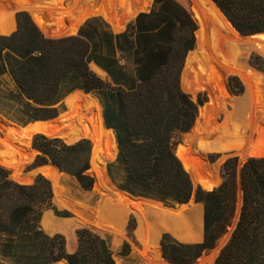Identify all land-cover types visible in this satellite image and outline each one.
I'll return each mask as SVG.
<instances>
[{"label":"trees","instance_id":"16d2710c","mask_svg":"<svg viewBox=\"0 0 264 264\" xmlns=\"http://www.w3.org/2000/svg\"><path fill=\"white\" fill-rule=\"evenodd\" d=\"M201 1L226 35L243 39L239 33L244 37L264 33V0H212L239 33L210 0ZM16 20L14 33L0 32V115L21 126L50 121L65 111L68 95L96 93L105 126L116 137L118 156L109 164L108 173L118 188L170 208L192 200L204 207L202 241L201 237L195 243L179 242L170 234L162 237L167 263L195 264L213 250L237 216L242 191L237 226L215 264H264V156L248 159L241 171L237 158L228 159L221 170L222 184L205 191L195 186L176 154V137L193 129L203 104L201 99L194 102L181 85L186 57L197 38L189 0H154L151 10L140 14L122 33H114L103 19L93 17L77 35L48 38L27 12H19ZM252 40L219 37L217 41L227 57H234L245 73L253 74L246 59L251 47L264 44ZM195 50L186 69L193 63ZM92 63L107 74L108 81L91 69ZM251 64L264 72L260 56H252ZM237 76L246 92L241 97L231 93L237 108L235 127L253 122L244 118L255 102L247 78ZM230 86L237 95L243 91L237 78L230 80ZM32 148L38 154L31 167L53 164L76 178L85 191L93 189L90 140L68 144L60 137L37 134ZM53 192L44 176L24 185L0 165V264H116L108 240L93 230L77 231L78 248L73 253L68 252L63 235L51 236L62 231L76 240L72 231L84 225L74 220L57 221L47 214L43 225L51 235L45 233L41 221L46 211L70 217L55 208ZM55 202L65 209L56 195ZM128 229L135 230L133 219Z\"/></svg>","mask_w":264,"mask_h":264},{"label":"bare ground","instance_id":"6f19581e","mask_svg":"<svg viewBox=\"0 0 264 264\" xmlns=\"http://www.w3.org/2000/svg\"><path fill=\"white\" fill-rule=\"evenodd\" d=\"M130 2H135L139 10L134 12ZM192 3L194 9L199 8L203 14V19L198 22L200 29L196 33L197 51L198 53H207L209 60L215 61L216 58L211 46L210 34L212 33L214 36L220 31L224 35L226 34L217 27L214 19L199 0H192ZM209 3L215 7L212 2L209 1ZM151 4L152 0H0L1 34L10 35L16 30L15 13L20 11L31 12L35 20L40 24L43 17L45 21L42 28L47 35L55 38L77 34L81 25L93 16L105 17L112 23L114 30L119 32L123 30L126 22L134 18L138 13L147 11ZM256 41L264 44V39ZM206 86H209L213 97H215L217 95L216 87L210 78L207 83H201L200 87L198 85L196 91ZM223 105H228V101L224 100ZM67 107V112L58 119L38 122L24 129L11 127L0 119V165L13 171L12 179L19 182L21 180L23 163L18 159V154L21 150H29L30 148L35 154L38 153L31 146L32 138L35 135L42 133L50 137H61L70 144L75 143L81 138L91 137L94 140L93 159L95 161L98 158L100 164L96 166L98 181L94 186V191L99 194L100 198L94 205L91 204V200L87 198L83 199L80 195L74 193L70 194L69 199L66 198L65 189L61 184L62 176L57 169L46 167L41 171L49 177L53 183L56 195L66 208L78 214L84 224L97 225L107 229L111 233L114 232L118 238H123L124 235L121 229L129 213L134 210L142 212L143 204L117 191L110 184L106 173V164L102 157L100 141L101 137L108 134L112 135L113 139H116L114 132H108L105 129L101 108L92 96L76 92L67 100ZM208 112V107L201 110L202 114L200 113L193 132L185 136V143L190 148L180 149L177 155L182 160L184 167L192 175L194 182L201 185L204 189L212 191L221 184L219 177L220 162L211 165L207 161H204L202 164L204 177H199L197 169L184 159L183 154L185 150L192 151L195 149L196 153L203 159H205V151L208 149L216 150L223 154L238 156L244 162L250 156L263 157L264 147L259 143V139H256V135L258 134L256 126L261 121L262 116L256 124L251 122L247 125L235 127L233 123L235 110L226 113L222 124L216 123L220 114L213 117L210 114V117H208ZM113 156H116V149L113 152ZM109 220L112 226H105L104 223ZM154 227H156V224L149 217L148 213L142 212L139 227L136 231L137 238L145 248V251L143 250L144 252L141 254L146 257L149 249H152L154 252L153 258L146 257L145 264L162 263L159 254L161 234L160 232H154ZM232 231L233 228H230V232ZM229 236L224 237L220 244L224 245ZM219 251L220 247L213 251L209 257L201 258L198 263L212 264Z\"/></svg>","mask_w":264,"mask_h":264},{"label":"rangeland","instance_id":"374dc122","mask_svg":"<svg viewBox=\"0 0 264 264\" xmlns=\"http://www.w3.org/2000/svg\"><path fill=\"white\" fill-rule=\"evenodd\" d=\"M190 1L192 2V0H190ZM199 1L206 8V6L203 4V2L201 0H199ZM153 2L151 4L150 8L152 7ZM207 11H208V9H207ZM20 12H27L30 15V17L32 18V20L35 22V24L39 27V29L42 31V33L46 37L55 38V37H52L51 35H47L45 33L44 29L42 28L43 22L45 21L43 17H42V23L40 24L39 22H37L35 20L33 14L31 12H29V11H20ZM147 12H149V11H147ZM18 13L19 12L15 13L16 29H17L16 17H17ZM93 17H99V18L103 19L111 27V29L113 30L114 33H122L123 31H125L127 25L137 18V17L132 18L131 20H129L128 22L125 23L122 31L116 32V30H114V26H112V23L109 22L105 17H103V16H93ZM93 17H91V18H93ZM59 18H61V17H59ZM217 27H218V25H217ZM15 31H13L12 33H14ZM205 33L207 34V32H205ZM209 34H208V36H209ZM240 36L243 39L237 38L235 36L230 37L228 35H224L221 31L216 33V35H214V36L211 33L210 34L211 46H212V49L214 50V53H215L214 56H215L216 60L210 61L207 53H205V52L198 53L197 48H195L196 50H195V57H194L193 63L191 65H189L187 69L185 68L186 71H185V75H184V83H185L186 89L184 88V85H183L182 89L184 90V92H186L187 94H189L191 96V98L193 99L194 102L199 103L200 99H201V101H203V104L199 105V107L200 106L201 107L205 106L204 108L208 107V111H209L208 115H207L208 117H210V114L212 117L220 114L218 119H217V122H216L217 124H222L224 122V119L226 117L227 112H233V110H235V118L233 121V123L235 124L236 118H237V108L234 104V96L235 97H241L246 92L245 83L243 82L241 77L237 76V75L243 74L247 78L249 83L251 84L253 94H255V102L252 105V107L250 108V110L248 111V113L245 115L246 117L244 118V120H252L254 122L253 124H256L259 121L260 117L262 116L261 121L256 126V130L258 132V134L256 135V139L258 138L259 143H261V146L264 147V72L257 69L256 67H254L251 64V58L254 55L260 56L261 58L264 59V46H262V47H251L250 52L248 54V57L246 59L247 67L250 70V72L253 73V74H250V73L244 72L243 67L239 64V62L233 56H232L233 58H231L230 56L227 57L222 52L221 48L218 45V41H217L219 39V37H223L226 39L233 40L234 42L243 41L244 39H254L252 41L258 43V41H255V40H258L256 38L259 36H254V37H244L242 35H240ZM216 43H217V46H215ZM259 43H261V42H259ZM216 47H218L220 52H218ZM97 67L98 66L96 64H94V63L91 64V69L95 73H97L102 79L108 81L109 78H108L107 74L104 71H102L101 69H97ZM100 73L105 74V76H102ZM257 76L260 77L261 79L258 78ZM209 78L212 79L214 82V86L216 87L215 90L217 93V95H216L217 97L216 96L213 97L209 86H206L205 88H201V89L196 91L197 86L199 85V87H200L201 83H207ZM232 78H237L242 85L243 91L240 95L235 94L233 89L230 86V80ZM225 83H227L231 92L229 91V89L225 85ZM225 89H226V92H225ZM88 95L92 96V98L98 102V104L101 108L102 117H103V108H102V105H101V103L97 97V94L96 93H90ZM224 100L228 101V105H226V106L223 105ZM64 106H65V111L61 115L66 113L68 110L66 104H64ZM199 117H200V114L198 111L197 121H198ZM58 118H56V119H58ZM50 121H53V120H50ZM103 121H104V118H103ZM197 121H196V124H197ZM196 124H195V126H196ZM0 125H1V122H0ZM195 126L193 127V129L190 132L180 134L176 137V139H175L176 154H178V151L180 149H189L190 148L185 143V136L189 133H192ZM105 129H106V127H105ZM106 130L108 132L110 131L108 129H106ZM40 134H42V133H40ZM46 136L50 137L49 135H46ZM81 139L90 140L92 142L93 147H94V140L91 137H84ZM81 139H79V140H81ZM78 141H76V142H78ZM100 145H101L102 157L104 159V163L106 164V173H107V176L109 178L110 184L112 186L118 188L117 184L112 180V178L110 177V175L108 173L109 164L114 162L118 156V146L116 143V139H113L112 135L108 134L107 136L101 137ZM115 149H116V156H113V152H115ZM28 152H30V153H28ZM32 152H33V150L30 148L29 150H21L18 154V159L20 161H22V163H23L21 180L18 183L24 184V185H31L34 183L35 179L39 175L44 176L45 178H47L51 182L49 177L46 174L42 173V171H41V169L46 168V167L51 168L49 165L38 167V168L31 167V165L34 163L36 156L38 154V153L35 154L34 152H33L34 153L33 154ZM200 152L203 153L201 150H200ZM183 156H184V159L189 164H191L192 166H194L197 169V173H198L199 177H204V168L202 167V164L204 161H207L211 165L217 164L220 162V164H219V177L221 179V184L223 181L222 175H221L222 166L224 165V163L228 159L237 158L238 162H239V171H240V167L248 159L255 158L253 156H250L247 160H245L243 162L242 159L238 156L223 154V153L218 152L216 150H209V151H205V159H203L199 154L196 153L195 149H193L192 151L185 150ZM179 159H180V157H179ZM181 162H182V160H181ZM10 173H11V178H12L13 171H10ZM60 174L62 176L61 184L65 189V197L66 198L69 199L70 198L69 196H71L70 194L74 193L76 195H80V197L83 199L87 198L88 200H91L92 205H94L99 200L100 196H99V194H97L94 191V187L91 191H85L81 187L80 183L78 182V180L76 178H74L70 175H67L65 173H62V172H60ZM189 174H190V172H189ZM190 176L192 178L191 174H190ZM192 180H193V178H192ZM193 183L195 184V186H200L203 190L208 191V190L204 189L198 183H195L194 180H193ZM51 185H52V189H53L54 186H53L52 182H51ZM94 186H95V184H94ZM54 192H55V190H54ZM55 195H56V193H55ZM55 195L53 198V203H54L55 208L60 212H68L70 214V217H60V216H57L53 210H49V211H46L44 213V215L42 217V221H41V226H42L43 230L45 231V233H47L48 235H51L46 231V229L44 228V225H43L44 217L47 214H49L53 219H55L57 221L74 220L76 224L84 225V226H76L74 228V230L72 231V234L76 237V240H75V238H74V240H73V238L69 239L67 234L62 232V231H57L51 235V236H53L55 234L63 235L66 239L67 250L70 253L75 252L78 248L77 231L80 229L87 228V229L93 230L95 233L99 234L100 236H102L103 238L108 240V242L111 246L112 252L114 253L116 264H145L146 263V257L153 258L154 252L152 251V249H149L147 251L146 257L141 254L142 252L145 251V248H144V245L137 238L136 231L138 230V227H139V220L142 217V212L148 213L149 217L156 224V227H154L153 231L154 232H160V234H161L160 240H159V245H160V253L159 254L161 256L162 263H159V264H167V263H165V259L163 257L162 249H161V240H162V237L164 236V234H170L174 239H176L179 242H183V243H195L196 242L195 240H197L199 237H201V241L203 240V236H204V207L202 204L196 203L194 200H192L190 203H188V205H186L182 208L173 210V209H168V208L164 207L160 203H156V202L148 201V200L137 199L138 201H140L143 204L142 212L139 210H134V211H131L129 213L128 218H127L123 228L121 229L124 237L118 238L114 232L111 233L107 229H104V228L99 227L97 225L84 224L82 222L81 217H79L78 214H76V213L72 212L71 210H69L68 208H66V206L63 204V202L60 200V198L56 195L58 203L61 204L65 209L60 208L59 205H57L55 202ZM241 205H242V193L240 191L239 210H238L237 216L235 217L232 225L228 228L227 233L218 241V244L216 245V247L213 250L204 254L201 258L209 257L210 255H212L213 251H215L216 249H218L220 247V251L212 263V264H215V262H216L218 256L220 255L222 249L228 244V242L231 239V236H232V234L236 228V224L238 223V217H239ZM200 206H202V218H201ZM134 213H138L139 218H137V216ZM132 219L134 220L135 230L133 232H130L128 227H129L130 221ZM104 225L109 227V226H112V223L109 220L108 222L104 223ZM230 228H233L232 232H230ZM227 235H230L228 240L225 242L224 245H221L220 244L221 240L224 237H226ZM201 241H198V242H201ZM199 260L195 264H199L198 263ZM59 264H63V263L60 262Z\"/></svg>","mask_w":264,"mask_h":264},{"label":"water","instance_id":"95a60500","mask_svg":"<svg viewBox=\"0 0 264 264\" xmlns=\"http://www.w3.org/2000/svg\"><path fill=\"white\" fill-rule=\"evenodd\" d=\"M154 0H152V2H153ZM214 5H215V7L219 10V12L225 17V19L230 23V25L234 28V26L231 24V22L227 19V17L223 14V12L218 8V6L212 1V0H210ZM189 2H190V5H191V11H192V16H193V18H194V20H195V22H196V25H197V31L200 29L199 28V25H198V22H200V20H202L203 19V14H202V12L200 11V9L199 8H195L194 9V5L192 4V2L189 0ZM130 5H131V8H132V10L134 11V12H136L137 10H139L138 8H137V6H136V4H135V2H130ZM151 10V8H148L147 9V11H150ZM147 11H142V12H140V13H138L135 17H138L140 14H142V13H146ZM85 23V22H84ZM83 23V24H84ZM82 24V25H83ZM113 26V25H112ZM81 28V27H80ZM235 29V28H234ZM80 30V29H79ZM79 30H78V32H79ZM236 30V29H235ZM197 31H196V33H197ZM237 31V30H236ZM0 32H1V28H0ZM78 32H77V34H78ZM238 32V31H237ZM239 33V32H238ZM77 34H75V35H77ZM240 34V33H239ZM241 35V34H240ZM264 35V33H261V34H256V35H253V36H248V37H254V36H263ZM70 36H74V35H70ZM66 37H69V36H66ZM61 38H65V37H61ZM196 45H197V38H196V41H195V47H194V49L192 50V51H190L189 53H188V55H187V57H186V60H185V65H184V69H183V72H182V76H181V85H182V87H183V79H184V74H185V68H186V66H187V63H188V57H189V55L195 50V48H196ZM97 69H100V68H98L97 67ZM76 92H82V93H84V94H86V95H88V93H86V92H84V91H75V92H73L72 94H74V93H76ZM72 94H70V95H68L66 98H65V100H64V104H66V106H67V100L70 98V96L72 95ZM205 106H200L199 107V114L201 113V110L204 108ZM68 108V107H67ZM0 119H2L3 121H5L6 123H8L11 127H14V128H17V129H24V128H26V127H28L29 125H33V124H35V123H38V122H34V123H30V124H28V125H26V126H21V125H18V124H15V123H13V122H11V121H9L8 119H6L5 117H3V116H1L0 115ZM104 124H105V122H104ZM106 127V126H105ZM106 129H108L107 127H106ZM108 130H110V129H108ZM110 131H113V130H110ZM68 144H70V143H68ZM71 144H73V143H71ZM97 165H100L99 164V162H98V158L94 161V159H93V151H92V159H91V169H90V174L92 175V177L95 179V183L98 181V178H97V172H96V166ZM50 167H52V168H55V169H57L58 171H60L55 165H53V164H50L49 165ZM243 166V165H242ZM242 166L240 167V171H241V168H242ZM42 170V169H41ZM116 188V187H115ZM116 190L117 191H119V192H121V193H123L124 195H126V196H128L129 198H131L132 200H137V199H142V200H148V201H153V202H156V203H160V204H162L164 207H166L162 202H159V201H156V200H151V199H146V198H142V197H134V196H132V195H130V194H128V193H126V192H123V191H121L119 188H116ZM213 191V190H212ZM241 193H242V191H241ZM186 205H188V204H185V205H177V206H175L174 208H170V207H166V208H168V209H179V208H182V207H184V206H186ZM238 220H239V217H238ZM236 226H237V224H236ZM165 262L167 263V261L165 260ZM61 263H63V264H66V262L65 261H62ZM168 264V263H167Z\"/></svg>","mask_w":264,"mask_h":264},{"label":"crops","instance_id":"0c3cea01","mask_svg":"<svg viewBox=\"0 0 264 264\" xmlns=\"http://www.w3.org/2000/svg\"><path fill=\"white\" fill-rule=\"evenodd\" d=\"M82 26V25H81ZM80 29V28H79ZM102 76H105V74L100 73Z\"/></svg>","mask_w":264,"mask_h":264}]
</instances>
